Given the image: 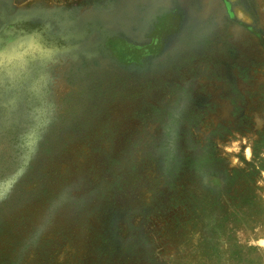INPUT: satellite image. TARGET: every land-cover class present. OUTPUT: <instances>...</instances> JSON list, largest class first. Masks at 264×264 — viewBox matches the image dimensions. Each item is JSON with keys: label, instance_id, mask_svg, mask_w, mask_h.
<instances>
[{"label": "rangeland", "instance_id": "374dc122", "mask_svg": "<svg viewBox=\"0 0 264 264\" xmlns=\"http://www.w3.org/2000/svg\"><path fill=\"white\" fill-rule=\"evenodd\" d=\"M0 264H264V0H0Z\"/></svg>", "mask_w": 264, "mask_h": 264}, {"label": "clouds", "instance_id": "9594fccd", "mask_svg": "<svg viewBox=\"0 0 264 264\" xmlns=\"http://www.w3.org/2000/svg\"><path fill=\"white\" fill-rule=\"evenodd\" d=\"M36 140H37V137L35 136L34 133H30L29 134V141L31 144H35L36 143Z\"/></svg>", "mask_w": 264, "mask_h": 264}]
</instances>
